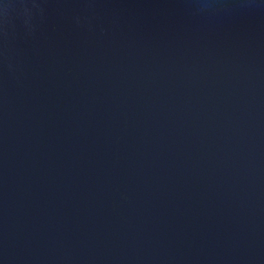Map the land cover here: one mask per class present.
Listing matches in <instances>:
<instances>
[{
  "label": "water",
  "instance_id": "water-1",
  "mask_svg": "<svg viewBox=\"0 0 264 264\" xmlns=\"http://www.w3.org/2000/svg\"><path fill=\"white\" fill-rule=\"evenodd\" d=\"M0 264H264V0H0Z\"/></svg>",
  "mask_w": 264,
  "mask_h": 264
}]
</instances>
